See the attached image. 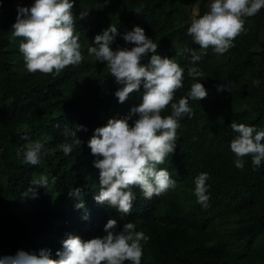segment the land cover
<instances>
[{
    "label": "trees",
    "instance_id": "trees-1",
    "mask_svg": "<svg viewBox=\"0 0 264 264\" xmlns=\"http://www.w3.org/2000/svg\"><path fill=\"white\" fill-rule=\"evenodd\" d=\"M210 1L75 0L72 13L83 60L53 76L29 73L19 51L23 38L12 36L18 8H30L34 0H0V258L50 249L51 258L58 259L56 252L70 234L85 241L102 237L108 220L115 219L117 231L132 222L149 236L141 264H264V163L253 170L251 157H245L244 169H237L230 148L236 136L232 121L264 129V8L246 18V31L223 56L211 47L202 50L187 34L192 7L198 5L199 18L209 11ZM85 10L88 15L81 18ZM112 24L119 33L110 45L113 50L134 47L123 35L139 26L159 45L157 54L184 69V86L173 102L186 97L194 82L208 92L203 100H189L193 115L179 119L176 150L158 165L168 170L176 188L151 200L134 188L127 215L95 200L100 170L88 147L96 128L142 103L143 85L120 103L115 92L122 85L106 63L88 54L95 36ZM174 45L195 50L200 60L193 64L188 53L176 56ZM150 58L151 53L141 63L147 65ZM191 67L204 76L193 81L187 75ZM222 84H230V92H219ZM170 114L169 106L162 115ZM77 125L87 131L77 132L81 144L65 156L59 146L73 139L65 129ZM25 134L47 149L39 165L26 164L17 155L29 143L21 139ZM200 173L209 176L207 208L194 194ZM40 176L48 177V187L40 188L35 199L23 195ZM75 188L82 190L83 209L75 207L80 198L68 195Z\"/></svg>",
    "mask_w": 264,
    "mask_h": 264
},
{
    "label": "clouds",
    "instance_id": "clouds-1",
    "mask_svg": "<svg viewBox=\"0 0 264 264\" xmlns=\"http://www.w3.org/2000/svg\"><path fill=\"white\" fill-rule=\"evenodd\" d=\"M74 2L34 0L30 8H18L12 36L23 38L19 51L29 73L57 76L67 67L79 66L82 62L80 36L75 31L72 13ZM262 8L264 0H212L207 13L199 18L193 17L187 34L202 50L211 47L216 54L223 55L234 47L235 38L246 31V18L258 14ZM87 15L85 10L81 18ZM117 35V27L112 24L95 36V46L89 47L88 54L96 61L106 63L110 75L115 77L118 85H122L115 92L120 103L143 85L142 103L133 107L127 116L109 119L106 126L96 128L88 147L96 157L94 167L100 170V191L95 200L127 215L131 213L136 198L134 188H140L149 200L176 188L177 182L168 170L160 169L158 165L176 150L179 119L193 115L189 100H203L208 92L203 83L194 82L186 97L173 102L175 93L184 86V69L176 60L157 54L159 45L145 34L143 28L136 26L123 35L126 43L135 45L131 48L113 50L110 45ZM174 47L176 56L188 53L193 64L200 60L195 50ZM149 53L150 62L143 65L141 61ZM187 75L198 81L204 73L198 67H191ZM230 90V84L218 86L219 92ZM169 106L171 114L163 116ZM230 128L236 133L230 143L236 157L235 167L243 170L244 158L251 157L253 170L259 168L264 163V129L258 130L255 126L235 121ZM74 129H65V135H70L72 142L59 146L65 156L72 153L74 145L81 144L77 132L87 131L83 125ZM21 139L29 143L17 155L22 156L26 164L39 165L42 154L47 155L45 145L39 141L31 142L27 134ZM208 179L207 173H200L194 181V194L204 208L209 206L210 200ZM52 183H55V178ZM48 185L47 176L33 178L23 195L35 199L38 190ZM68 195L81 199L75 206L77 209L85 207L80 188L71 189ZM84 218L87 219V215ZM117 227V221L109 219L104 226L106 235L87 241L70 234L62 241V250L56 252L58 259L51 258L50 249H42L39 255L21 250L15 256L0 258V264H141L143 245L149 236L137 231L136 224L132 222L126 223L122 231H117Z\"/></svg>",
    "mask_w": 264,
    "mask_h": 264
},
{
    "label": "rangeland",
    "instance_id": "rangeland-1",
    "mask_svg": "<svg viewBox=\"0 0 264 264\" xmlns=\"http://www.w3.org/2000/svg\"><path fill=\"white\" fill-rule=\"evenodd\" d=\"M212 2V0L209 2V4H208V9H209V5H210V3ZM197 4H195L193 7H192V11H191V14H190V16L193 18V17H195V15L197 14ZM226 56L227 54L226 53H224L223 54V56Z\"/></svg>",
    "mask_w": 264,
    "mask_h": 264
}]
</instances>
